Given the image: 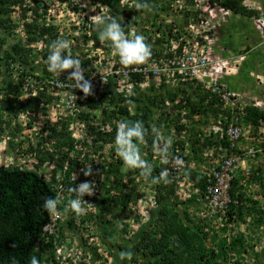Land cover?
Returning <instances> with one entry per match:
<instances>
[{"label":"trees","instance_id":"16d2710c","mask_svg":"<svg viewBox=\"0 0 264 264\" xmlns=\"http://www.w3.org/2000/svg\"><path fill=\"white\" fill-rule=\"evenodd\" d=\"M105 1L108 0H92L97 12L105 13L107 8L103 3ZM158 1L142 0V4L148 5V11L144 10L146 7L127 11L126 19L121 21V26L130 36L143 35L146 43L151 46V56L140 64L161 67L163 60L173 61L177 54L181 55L184 44L172 47L175 53L167 52L168 49L160 45L170 39L178 40L185 26L174 23L160 26L156 20L157 14H151L153 10L160 11ZM163 1L167 5H172L179 0ZM217 1L219 5L234 13L248 17L259 15L256 9L245 6L243 0ZM7 2L0 0V28L4 29L0 32V58L8 67L6 74L3 75L4 78H0V139L6 137L7 149H13L15 155L4 149L6 160L4 159L5 162L0 160V264H31L33 256L40 264H228L229 261L233 264H243L241 261L243 256L240 254L231 255L233 257L230 256V259L228 254L223 252L222 258L215 257V251L207 244V239L212 235L211 221H203V218L199 217L197 221L189 212L182 210L174 200L165 199L159 207H154L144 216H137L135 212L136 208L133 204L140 196L133 185L138 182L134 176L132 177L133 170L124 164L115 145L117 124L121 121L143 122L147 129L144 140L148 144L146 145L144 141L134 142L138 144L142 158L147 159L151 155L150 149L155 139L154 136H148L154 121L152 116H154L155 101L153 100L157 97L162 100V97H165V94H159V88L167 84V79L162 73L159 79L157 77L148 79L145 72H137L126 80L122 75L108 76L99 80L97 94L86 101L89 109L86 107L85 111H82L88 120L86 121L88 130L81 134L80 139L77 138L76 132H73L75 129L71 130V119L57 112L59 120L56 118L55 122L47 120V125L42 126L41 129L45 134L43 138L41 137L42 140L33 142V135L27 131V126L24 129L25 124L20 120L21 117L25 116L28 123H32L41 114L54 116L51 108L49 113L48 105L53 102V98L59 97L55 94L61 90L54 83L74 81L69 77L73 70L68 69L61 74L50 73L46 65L49 46L43 43L44 47H47L45 53L37 47L26 46L27 42L30 44L46 42L50 45L58 39L61 30L57 29L58 25L52 23L47 25L46 22L39 21L41 17L52 18L55 21L57 12L45 10L41 13L38 8L24 6L21 11L23 24L21 22L17 24L18 22H9L8 15L5 17L7 11L4 4ZM14 2L20 3L21 0ZM184 3L186 7L194 3V0H185ZM73 8L83 14L86 12V7L82 4L74 5ZM31 9L33 16L27 21L26 14ZM186 13L190 15L187 10ZM140 15H143L145 24L138 21ZM79 26L85 29L93 27L89 34L83 35L84 42L100 40L99 25L81 20ZM10 30L15 32L19 30L18 35L24 39L14 42L10 49H6L4 45L7 44ZM35 51L38 52L35 54ZM32 53H34L33 57H31ZM71 54L81 60L82 68L91 63L77 52ZM35 61L41 63L38 64L42 66L41 75L37 73L39 67L34 64ZM134 65L138 64L128 66ZM148 88L157 93L154 99ZM24 90L29 96L25 100L20 97ZM197 91L198 93L191 89L189 90L191 94L183 97L179 93L167 92V98L178 101L174 104L173 110L182 105L190 106L192 109L202 105L199 109L207 113L208 106L207 108L206 104L204 106V99L211 97L209 105L218 103L216 113L220 111L221 106V113L230 119L237 117L240 121L252 125L264 119L263 108L247 103L243 107H237L238 110L233 112L222 105L219 98L216 99L211 91L203 88ZM77 95L82 100L89 96L78 89ZM192 95H195V98ZM136 103L143 112L132 108V104ZM170 114L168 109L166 115L170 116ZM227 124L228 120H224L223 126L226 127ZM28 127L32 125L29 124ZM158 127L166 128L168 123H162ZM182 127V125L176 127L178 137L171 140L170 148L178 149L186 145L179 131ZM254 132L256 133V130ZM199 142L197 138L193 145L196 153L202 149L196 148ZM210 143L211 141L207 140L203 145ZM261 148L264 150V143L261 144ZM31 158L36 160V164L28 168L32 163V160H29ZM46 162H50L53 167L48 177L46 172L39 171ZM87 168H91V175L84 174ZM253 174L256 179L263 182V162L255 166ZM192 175V179L204 191L206 179L199 173ZM140 178L142 179L143 175H140ZM82 182L93 183L95 188L91 195L85 194L81 198L86 212L77 214L69 206V201L75 197V193L70 189ZM211 184H215V181ZM171 194L172 190H169L168 197ZM59 196L64 198V202L59 204L56 211H60L65 220L60 222L62 224L57 225L56 229L62 235L64 232L65 236L70 234L71 238H74L73 241L77 239V245H73L75 248L71 256L73 259L56 252L54 245L59 244L61 247L65 237L50 235L48 239L44 238L45 225L53 215L43 207L44 201L48 197L58 199ZM232 196L238 197L236 180L233 181ZM260 213V216H253L254 225L264 224V209ZM229 215V221H245L241 208L232 207ZM222 229L226 230V228ZM86 234H89L90 238H86ZM231 236L233 238L229 248L232 250L244 244L243 234L238 236L233 231ZM227 239V236L221 237L223 247ZM68 251L71 254V250ZM122 251L129 253L130 258L122 260L119 255ZM257 256L264 260V247ZM70 259L72 263L68 262ZM263 263L264 261L261 264Z\"/></svg>","mask_w":264,"mask_h":264},{"label":"clouds","instance_id":"9594fccd","mask_svg":"<svg viewBox=\"0 0 264 264\" xmlns=\"http://www.w3.org/2000/svg\"><path fill=\"white\" fill-rule=\"evenodd\" d=\"M7 1L8 2L4 4L7 11L5 17L8 15L10 17L9 22H18L17 24H23L21 11L24 6L28 8H38L41 13L45 10L49 12L53 11L52 8H50V4L49 8L45 9L41 7L42 5H46V2L42 0L37 1L38 3L36 5L30 0H21L20 3L14 2V0ZM88 1H91L90 4H92V0ZM128 1L133 4L135 0ZM205 2L208 4L207 21L205 22L204 15L197 20L205 24V28L202 31L195 32L198 28L196 27V23L194 26H191L193 22H187V25H190L188 26L190 30L186 32L182 30V34L178 40H169L160 45L168 49L167 52L175 53L172 47L184 44L183 53L181 55L177 54L173 58V61L169 59L163 60V65L161 67L151 64H140L151 56V46L146 43L143 35L136 34L130 36L126 34L124 27L121 26V21L125 19H123V17L117 19L115 16H109L106 9L105 13L96 11L95 15L97 14V16L95 17L92 15L90 20L87 12L84 14L79 13V19L73 22L75 24L73 25V31H66L64 29L65 27H63L65 25L57 21V18L53 21L52 18L45 17L43 19L41 17L39 20L40 22H46L47 25L52 23L59 26V28L56 26L58 30L61 29L58 39L53 41L50 45L46 42L38 44H30L27 42L26 46L28 48L32 46L37 47L44 53L45 49H47L46 46L44 47V44L49 46L50 52L46 60L47 70L53 74H61L65 70L72 69L73 71L70 73L69 77L75 81L74 87L81 89L85 95L89 94V96L85 98V100H82L79 96H73L71 83L74 81L62 84L55 82L54 84H56V87L61 89L55 94L59 97L53 98V102L48 105L49 113H51L52 110L54 116L48 117L45 114H41L38 116V119L32 123H28L29 121L25 116H22L20 120H23L25 124L24 129H26L27 126V131L32 133L33 142L36 143L38 141L40 142L45 135L44 131L42 132L41 130L42 126L47 125V120L50 122H55V118L59 120V116H57V112H59L66 118L71 119V130L75 129L73 132H76L77 138L80 139L82 136L81 134L88 130V122H86L88 120L82 114V111H85L86 107L89 109V104L86 103V101L94 96V94H90L92 85L84 75L88 73L89 76L95 64L99 63L98 61L101 60L103 55L108 56V59L112 61L111 64L115 65L116 63H121L125 66L133 64L147 66L148 70L146 71V75H148V79L152 77L158 78L162 73L167 79V84L159 88V94L163 93L165 97H162V100L159 97L153 100L155 101L154 116H152L154 121L152 122L148 136H154L155 139L150 149L151 155L148 156L147 159L142 158L138 144L134 142L144 141L146 145L148 144L145 142L146 140H144L147 129L144 127L143 122L139 120L131 122L121 121L117 124L115 145L124 164L133 170L134 174L132 173V177L134 176L138 182L133 185L135 190H137L136 193L140 196L139 200L133 204L136 208L135 212L138 214L137 216H144L149 210H152L154 207H159L165 199L169 198L167 200H174L177 202L182 210L192 215L191 217L194 216L196 219L199 217L203 218V221H211L210 232L212 235L207 239V244L211 250L215 251V257L220 259L224 254H228L229 257L231 255L237 256L238 254L245 257L246 253H248L247 244L253 243L259 247V250L254 252V261H241L243 264H252L251 262H253V264H261L264 260L263 258L259 259L257 253L264 247V224L254 225L252 218L253 216H260V211L264 209V179L263 182H261L259 179H256L253 174L255 166L258 163H264V154L258 158L261 153H264L263 148H261V144L264 143V126L261 121H264V119L259 120V123L256 125L240 121L237 117L230 119L221 113L220 105V111L216 113L215 109L218 108V103L209 105V99L211 97L204 99V106L205 104L206 108L208 106L207 113L199 109L202 108V105H199V108L195 109H192L190 106L182 105L173 110L174 104H177L178 101L167 98V92H172L173 94L179 93L180 96L183 97L191 94L189 92L191 89L198 93L197 90L203 88L215 94L214 97L216 99L219 98L222 105L224 104L225 107H228L233 112L238 110L237 107H243L247 103L264 109V99H261L260 96H264V82L261 79L255 80L253 91L249 93L243 92L245 95L239 90L231 87L229 83L231 76L237 73V60L242 51L239 45L240 36L246 34L244 31L240 34V31L234 27L231 30V24H233L231 21L232 15L240 14L234 13L232 10L219 5L220 3L217 0H205ZM243 4L252 9H256L260 14V9L258 8L260 4L258 2L243 0ZM93 5L95 6V4ZM196 5L199 7L197 10ZM147 6V4L137 2L135 9L139 10ZM72 7L73 4L65 6L66 9H71V11L68 10L69 16L71 13H75ZM187 7H192L187 10L189 12H200L198 0H194V3L187 5L186 8ZM129 9L128 11H132V8ZM157 12V10H153L151 14L155 15ZM193 12H190V15L194 16L195 14ZM26 15V20L30 21L33 16L32 9L28 11ZM56 16H60V13ZM240 16L243 17L246 15ZM140 17H143V15L138 17L139 22H141ZM256 17H259V15L250 17L254 22V30L251 31L250 34H253V37L256 38L258 42L257 45L260 46L264 45V43L261 41V35L255 27ZM81 20L90 21L92 24L100 26V40L98 42H84L83 35L89 34L93 30V27L85 29L79 26ZM3 30V28H0V32ZM17 32H19V30H17ZM17 32L10 30L7 37V44L4 45L6 49H10L14 42H19L21 39H24L19 36ZM85 46L87 47L85 48ZM37 52L38 51H35L34 53L36 54ZM71 52H77L78 55H82L91 63L85 66V69L82 68L81 60L77 57H73ZM34 53H32L31 57L34 56ZM188 53H192L198 61V66L194 72L191 71V68L188 67L186 62L183 63ZM34 64L39 67L37 73L40 74L42 71V66H39L41 65L40 61H35ZM105 64L108 63H101L102 66ZM2 65L3 68H1ZM7 69V65L4 63L3 59L0 58V78L6 74L5 72ZM113 69H116V67L112 65L111 70ZM135 73L137 72H133L130 75ZM100 76L105 79L108 76L117 75L100 72ZM124 78L125 80L127 79L126 77ZM214 86L219 89L214 90ZM224 91H229L231 93L233 101L223 98L222 92ZM148 92L152 93V98L154 99L157 94L155 90H150L148 88ZM257 92H259V95ZM194 96L192 95L193 98H195ZM20 97L25 100L28 99L29 96L24 90ZM137 104L138 103L132 104L134 110H140ZM168 109L171 112L170 116L166 115ZM140 111L143 112V110ZM224 120H228L226 127L223 126ZM162 123H168V127L163 129L158 127V125L160 126ZM29 124H31L32 127H28ZM178 125L183 126L179 131L186 145L183 148L173 149L170 148V143L171 140L178 137V132L175 130ZM235 127H238L240 130L237 137H233L229 133L231 129ZM194 128H196L195 131ZM254 130H256V133ZM197 138L200 142L196 144V148H202L198 150V153L193 149L194 142ZM207 140L211 141V143L203 145ZM234 156H238V159L230 166V187L227 189L223 198H216L214 193H210L209 191L211 186L217 185L216 171L222 169L227 158H232ZM251 157L256 159L251 161L248 167H246L245 164H248L246 160L248 161ZM29 160H32V163L28 168L34 167L36 160L33 158ZM252 164L255 166L253 167ZM52 170L53 167L50 162L44 163L39 168L40 172H46L47 177L52 173ZM194 173H199L202 178L206 179L207 184L204 191H202L197 185V182L192 179V174ZM84 174L91 175V168H87ZM140 175H143L142 179ZM234 180H236L238 197L232 196ZM212 181H215V184L212 185ZM94 188L95 185L90 182L76 184L75 188L70 189V191L75 193V197L69 201L70 208L77 214H84L86 209L83 206L81 198L84 197L85 194L91 195ZM159 190L161 191L159 192ZM169 190H172V194L168 197ZM159 198L161 200H159ZM63 200L64 198L61 196H59L58 199L48 197L43 204V207L48 212L53 213L52 219L45 225L44 238L48 239L50 235L65 237V241L61 247H59V244L54 245L56 247V252L58 254L61 253V255L62 253L64 254V245L67 246L66 251H72L75 249L73 245H77V239L73 241L74 238H71L70 234L69 236H65L64 232V235H62L56 229V226L61 225L62 223L60 224V222L65 220L64 215H62L60 211H56L58 206H60L59 204L64 202ZM232 207L241 208L243 210L245 221H229L228 216H230L229 212L232 211ZM234 216L236 215L234 214ZM215 220L220 221L217 226L214 224ZM241 225H246L247 230L252 232L250 238L246 237L245 232L240 231ZM222 228H226V230ZM233 231L236 232L238 236L243 234L245 238L244 244L238 245L235 250L229 248L233 238L231 236L233 235ZM225 236H227L228 239L223 247L221 245V237L223 238ZM86 238H90L89 234H86ZM73 254L74 253L69 254V252H66L64 256L68 255L72 258L71 256ZM119 255L122 260L130 258V254L127 252L122 251ZM72 259L68 260V262L72 263ZM31 264H40V262L33 256ZM228 264L233 263L229 261Z\"/></svg>","mask_w":264,"mask_h":264},{"label":"rangeland","instance_id":"374dc122","mask_svg":"<svg viewBox=\"0 0 264 264\" xmlns=\"http://www.w3.org/2000/svg\"><path fill=\"white\" fill-rule=\"evenodd\" d=\"M30 1L33 2L34 5H36L38 3L37 1H39V0H30ZM42 1L46 2L45 3L46 5H42L41 7L45 8V9L49 8V4H50V8H52V10L54 12H57V14L60 13V16H56L57 21H59L63 25H65L63 27H65L64 29L66 31H73V29H74L73 25H75L73 22H75L79 19L78 14L81 12V11H78V9L73 8L76 12L71 13L72 15L70 14V16H66L69 14L68 10L71 11V9L65 8L66 5L73 4V6L74 5L81 6V4H82V5L86 6V12H87V14H89V20H90L92 15L95 17L97 16V14L95 15V13H96L95 6L93 4H90L91 1H88V0H70V1L69 0H42ZM42 1H40V2H42ZM251 1L258 2L260 5H264V0H251ZM137 2L141 3V0H135L133 2V4H131L128 0H108V1H105L104 4L107 7L106 12L109 14V16H115L117 19H120V17H123V19H126V15L128 13L127 11L130 10L129 8H132V10L135 9L136 8L135 5ZM198 3L200 5V12L197 15L193 16V15H188L186 13V10H189L192 7L186 8L183 0L177 1V2L173 3L172 5H167V3H164L163 0H159L158 5L160 6V11H158L156 13L157 14V21H158L157 23L160 26H165V25L171 24V23H174L177 25L182 24L183 26H185L182 28V30L184 32H186V31L190 30V28L188 27L190 25H186V23L187 22L188 23L193 22L191 26H194L196 23V27H198L195 30V32L202 31L205 28V24H203L202 22L200 23L197 20H199V18L204 15L205 16V22L207 21L208 4L205 2V0H198ZM198 8L199 7L196 5V10ZM63 9H64V11H63ZM144 10L147 12L148 7L144 8ZM190 12H193V11H190ZM193 13L195 14V12H193ZM140 18H141V22H143L145 24L144 17H140ZM232 19L235 22L233 24H231V30L234 27L235 29H238L240 31V34H242L243 31L244 32H251L254 30V25H253L254 22L250 17H248V16L241 17L240 15H234L233 14ZM252 36H253V34H252ZM237 40H238V38H237ZM170 41H172V40L170 39ZM250 42L251 41H249L248 43H250ZM241 44H242V42H241ZM252 45H255V42H252ZM259 49H261V48H259ZM256 51L259 52V50H256ZM262 53H264V52H262ZM259 57L261 58L264 56L261 53H260V55H257L256 53L252 52V54L247 57L246 61H244V62L239 61L238 62V67H240V69H243V71H245L244 69H246V68L250 69L251 66H253V68H255V69L260 68V66L263 65L264 61L259 60ZM255 59L259 65L255 64V62H254ZM1 68H3V65L1 66ZM243 71H239L240 74L236 73V74L232 75L229 83H230V86L233 87L234 89L249 93V92H251V89H253L252 86L254 85V78H248L247 82L251 83V86H249V87L246 86L244 84V80H243L244 79L243 78ZM2 78L3 77H1V79ZM5 138L0 139V160L3 162H5V160H6V153L5 152L3 153V150L8 148V143H7ZM244 146H246V145H244ZM7 150L10 154L14 153V155H15V151L13 149H11V150L7 149ZM262 154H264V153H261L260 156L258 155L259 156L258 158H260ZM254 159H256V158L251 157V159L249 161L246 160V163L248 162V164H245V166L248 167V165ZM259 160H261V159H259ZM219 223H220V221H218V220H215V222H214L215 226H217ZM240 231L245 232L247 238H250L252 236V232L247 230L246 225H241ZM66 248H67V246L64 245L63 246L64 254H66V252L67 253L69 252V251H66ZM247 248H248V253H246V255H245L246 259L243 256V258H241V260L242 261L247 260L248 262L254 261V259H255V256H254L255 253L254 252L259 250V247H257L253 243H250V244H247ZM74 251H75V249H73L71 251V253H73Z\"/></svg>","mask_w":264,"mask_h":264},{"label":"built area","instance_id":"2783aa9c","mask_svg":"<svg viewBox=\"0 0 264 264\" xmlns=\"http://www.w3.org/2000/svg\"><path fill=\"white\" fill-rule=\"evenodd\" d=\"M258 8L260 9V14L259 17L255 18V27L256 30L260 33L261 35V41L264 43V6L258 5ZM108 56H102L101 60H99L98 64H95L94 69L90 72L89 76L85 78H88L92 85L91 93L90 94H97V87L99 84V80H102L103 77L100 76V72H105L106 74L114 75L116 74L117 76L122 75L123 77H130V74L133 72H145L148 70L147 66H125L122 65L121 63H116L111 64V60L108 59ZM108 63L105 65H101V63ZM188 65L189 68H191V71L194 72L198 66V61L197 58L192 54L188 53V55L185 57V60L183 63ZM182 63V64H183ZM111 65V66H110ZM115 66L116 69L111 70V67ZM75 81L71 83V88L73 90V96L78 97L77 95V89L81 92L82 90L79 88L74 87ZM222 96L225 99H228L230 101L232 100L231 93L229 91H224L222 92ZM262 125L264 126V121H261ZM233 137H237L240 133V130L238 127L232 128L231 131L229 132ZM238 159V156H234L232 158H227L226 162L223 164L222 169L219 171H216V179H217V185L211 186L209 188L210 193L213 192L214 196L216 198H223L224 195L226 194L227 189L230 187V166L232 165L233 162H235Z\"/></svg>","mask_w":264,"mask_h":264},{"label":"crops","instance_id":"0c3cea01","mask_svg":"<svg viewBox=\"0 0 264 264\" xmlns=\"http://www.w3.org/2000/svg\"><path fill=\"white\" fill-rule=\"evenodd\" d=\"M231 21H232V23L235 22L232 18H231ZM249 41H251V42L248 43ZM241 42H242V44H241ZM252 42H255V45H252ZM257 43L258 42H257L256 38H254L250 34V32H246L245 35H241L240 39H239V45L241 46L242 51L238 57L237 63H238V61H242V62L246 61L247 57L250 56L252 54V52L256 53L257 55H260V53H261L264 56V53H262V52H264V45L259 46V45H257ZM259 48H261V49H259ZM256 50H259V52H257ZM259 60L264 61V57H261V58L259 57ZM254 62L256 65H259L258 62L256 61V59ZM244 70L245 71H243V69H240V67L237 66V74H240L239 71H243V78H244L243 80H244V84L246 86H248V87L251 86V83L247 82L248 78H254V81L257 79H261L264 82V63H263V65L260 66V68L255 69V68H253V66H251L250 69L246 68ZM253 89H254V87H253ZM253 89H251V91H253ZM240 92L245 95V93H243L242 91H240ZM257 94L259 95V92H257ZM260 96H261V99H264L263 95H260ZM249 160L250 159H248V161Z\"/></svg>","mask_w":264,"mask_h":264},{"label":"bare ground","instance_id":"6f19581e","mask_svg":"<svg viewBox=\"0 0 264 264\" xmlns=\"http://www.w3.org/2000/svg\"><path fill=\"white\" fill-rule=\"evenodd\" d=\"M218 89H219V88H217V87L214 86V90H218Z\"/></svg>","mask_w":264,"mask_h":264}]
</instances>
